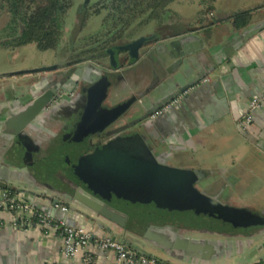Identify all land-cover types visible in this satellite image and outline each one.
I'll use <instances>...</instances> for the list:
<instances>
[{"label":"crops","instance_id":"crops-1","mask_svg":"<svg viewBox=\"0 0 264 264\" xmlns=\"http://www.w3.org/2000/svg\"><path fill=\"white\" fill-rule=\"evenodd\" d=\"M215 12L228 14L220 9H215ZM260 22H263L262 27L242 36L244 30ZM250 26L240 32L234 31L229 23L207 28L223 30L224 36L221 40L213 33L207 37L198 33L203 29L166 40L167 44L173 40L178 43L179 48L172 47L170 52L184 50L183 43L179 42L180 38L189 37L184 42L186 47L192 46L194 40L201 41L200 50L190 54L189 63L180 69L186 71L184 83L196 80L199 74L204 76L195 87L188 89L187 96L182 97L179 104L172 102L167 105L162 118L152 130L166 137L172 148L170 158L173 162L208 173L212 195L219 194L224 203L250 209L264 218V103L258 109H249L253 96L264 95V9L254 15ZM184 54L182 58L185 57ZM175 60L167 59L165 65H152L142 75L133 76L115 88L113 96L119 101L141 91L150 80L157 79V83H161L171 79L179 71L177 66L171 67ZM35 68L37 67L25 69L9 66L0 69V108L11 105L15 112L31 100L32 97L27 95L29 90L33 96L42 94L43 87L53 81L52 75L11 76L16 72ZM43 77L46 80L39 85L38 81ZM203 79L207 81L203 83ZM63 88L66 92L69 91L66 84ZM164 93L167 94V90ZM248 114L251 122L242 131L238 124ZM45 120L38 117L34 123L38 129L31 130L34 131L31 133L32 138L39 145L52 137L55 130V126L45 123ZM9 147L11 160L6 157L5 151L0 152V176L4 177L3 168H8L20 180H3L10 188L0 187V192L19 193L36 212L50 215L51 198L61 197L53 193L49 185H42L38 179H33L32 168L24 161V148L15 142H11ZM2 162L5 165L2 166ZM26 168L30 177L24 172ZM70 206L75 210L62 207H57V210L64 212L75 227L93 236H111L109 230L103 228L105 224L115 234L123 236L127 247L142 256L135 251L137 247L127 239L130 238L127 233L106 224L97 215L78 205ZM52 218L57 223L65 224L62 218ZM182 234L222 245L213 247L211 253L204 258H190L181 253L169 256L166 250L156 245L150 246L142 240L140 241L147 249L156 251L158 256L151 255L145 249L141 251L148 254L147 257L156 258L166 264H264V251L256 250L264 242V237H233L229 234L217 235L199 231H184ZM114 262L113 253L94 254V264ZM0 264H83V253L73 258L63 257L56 231H46L36 225H29L21 217L17 216L16 219L9 211H3L0 213Z\"/></svg>","mask_w":264,"mask_h":264},{"label":"water","instance_id":"water-1","mask_svg":"<svg viewBox=\"0 0 264 264\" xmlns=\"http://www.w3.org/2000/svg\"><path fill=\"white\" fill-rule=\"evenodd\" d=\"M262 25L263 22L250 26L243 31L242 36L258 30ZM155 38V35L137 38L125 49L134 48L138 54V50L145 42ZM188 39L189 37L187 36L179 39V42L183 43L185 57L177 62L179 71L176 76L155 87L149 95H141L137 102V113L144 114L130 124L135 129L136 136L131 139H113L96 147L89 154H86V151H88L86 149L81 157L75 161V164L79 166L81 171L90 175L93 180L106 183L111 189L108 190L112 197L120 200L128 199L132 202L136 200V203H141L145 207L142 214L150 223L154 224L147 229L143 235V240H147L166 250L169 256H172L173 253H181L190 258H204L211 253L213 247L222 244L208 239L200 240L185 236L182 232L199 231L207 234H229L233 237L245 235L255 238L264 237V218L253 213L250 209L238 208L224 203L220 199L219 194L208 196L198 191L195 188V183L207 178V172L166 166L158 161L152 152L147 150L144 143V135L147 131L149 118L172 102L176 101V104H179L181 98L187 96L186 92L188 89L195 87L204 76L199 74L196 80L184 83L186 71L180 68L184 64L189 63L190 54L199 51L202 46L201 41L194 40V44L192 46L188 45L187 47L189 48H187L184 42L188 41ZM160 64L163 66L166 61ZM56 68L57 65L35 68L16 72L11 74V76L45 75L56 70ZM190 69L192 68L190 67ZM97 71H99L97 67L89 65L84 68L80 75L82 81H86L91 85L89 98L96 95V97H100L102 102L106 97L107 89L113 85V81H118L120 74L108 72L101 75L96 73ZM86 76H88V79ZM45 80L46 78L43 77L38 81L39 85ZM66 80L62 79L57 83L58 90L65 85ZM165 90H167V94L164 93ZM54 94H56V91L52 88L51 82L43 87L42 94L39 96H33L29 90L27 95L32 98L22 105L21 109L14 112L11 105L0 108V152L1 150L5 151L8 159H12L9 147L11 142L17 143L24 149H27L25 142L32 146H39L38 142L32 138L31 133L34 131L31 130H34L33 128L38 129L34 123L38 117L46 115L48 108L54 101ZM133 100L134 98H131L105 110V114L110 116V118L108 117L109 120L104 125V128L122 116L130 108ZM143 102L150 103L152 108L146 111ZM158 122L159 120H156L152 124L155 126ZM127 128L128 126L117 129L107 136L115 135ZM102 129L91 131L87 129V126L84 125V119H82L73 133V140H79L78 142L82 146H87L88 138L101 132ZM61 158L63 159L62 155ZM1 165H5L4 162ZM3 169L5 176H0V187L9 189L10 186L4 183L3 180L8 182L20 180V178L16 177L8 168ZM24 172L30 177L27 168ZM63 199L58 197L51 198L49 212L52 217L62 218L69 227H75V224L68 220L64 212L57 210V207L75 210L70 205H78L97 215L110 226L121 230L126 228V214L115 211L98 198L87 194L81 188L72 196ZM152 209L157 211V214L149 220L147 217L151 215ZM103 228L109 230L111 237L117 242L127 245L123 236L115 234L105 224H103ZM256 250L263 252L264 242ZM135 251L142 256H148V254L139 249Z\"/></svg>","mask_w":264,"mask_h":264},{"label":"flooded vegetation","instance_id":"flooded-vegetation-1","mask_svg":"<svg viewBox=\"0 0 264 264\" xmlns=\"http://www.w3.org/2000/svg\"><path fill=\"white\" fill-rule=\"evenodd\" d=\"M167 39L150 40L145 42V45H143L138 50V59L134 63L130 64V58L127 56L125 62L119 69L112 70L107 67V65L102 66L93 64L99 69V71L96 73L101 75H104L108 72H116L120 74L118 81H113V85L107 89L106 97L102 102L100 101V97H96V95L95 97L92 96L90 98L88 96L90 94L91 85L86 81H82L80 75L84 71L85 66H82V70H80V72L75 68L77 64L76 60L68 62L67 66L60 63L58 65L54 64L57 65V68L56 70L52 71L51 74L53 76L52 88L56 91V94H54V101L48 108L46 115L41 116L42 121L46 119L44 121L45 123L48 122L51 123L52 126H55L54 134L38 147L34 145L32 146L25 142L27 149H24L23 153L24 161L29 167L32 168L33 179H37L38 173H40L39 171L44 170L48 165L52 166L53 169L57 171L56 177L59 180L55 185L49 184V187H51L53 193L59 195L61 198L66 199L78 191L79 188H81L87 194L98 198L115 211L126 214V228L125 230H122V232L127 234L131 233L134 238L139 241H146V243L150 246L152 243L147 240H143V235L154 223L141 222L140 215L144 211L145 207L141 203H136V200L132 202L128 199L120 200L112 197L109 192L111 189L106 183L93 180L90 175L84 171H81L79 166L75 164V161L81 157L84 150L86 149H88L86 154H89L92 153L96 147L103 145L113 139H131L132 137L136 136V131L130 126V124L135 122L144 114L137 113V102L141 98V95H149L155 87L159 86L163 82L157 83V79L150 80L148 83H146L145 87L141 91L133 93L127 98L121 99L119 101L116 100V97H114L112 93L119 85L124 84V82H127L133 76L142 75V73H145L148 68L152 67V65H158L167 59L174 58L176 60L172 68L176 67L177 62L183 57L185 50L178 49V52L173 50L170 52L172 47H179L177 41L175 40L167 44ZM143 49H145V51ZM150 54H153L155 58L150 57ZM87 77L88 76H86V78ZM62 79H67L65 84L69 87L68 92H66L63 87L58 90L56 86L57 83H59ZM109 98H112L113 101H110ZM131 98H134V100L131 101L130 108L114 123L109 124L104 128V125L109 120L108 117L110 118V116L105 114V110L130 100ZM143 103L145 104L146 102ZM144 106L146 111H149L152 108L150 103H147ZM163 114L164 113L158 117H151L147 121V131L144 135V143L147 147V150L152 152L157 160L166 166L180 169H190L171 160L170 149L172 148L168 145L166 137L164 135L157 134L154 132V130H152L156 126H154L152 123L161 119ZM82 119H84V125H86L87 129L91 131H96L103 128L101 132L96 133L95 135L88 138L87 146H82V144L78 142L79 140H73V133L79 126V123ZM125 126H128V128L122 132L112 136H107L111 134V132H114L115 130ZM56 155H59V157L60 155L63 156V159L60 157L61 162L58 163L56 159H54ZM203 182H205V186L211 185L209 178L199 180L195 183V188L198 191L201 190L199 186ZM210 194L212 195V193ZM156 212L157 211L152 209L150 212V216H152L151 219L154 218L153 216L156 214Z\"/></svg>","mask_w":264,"mask_h":264},{"label":"trees","instance_id":"trees-1","mask_svg":"<svg viewBox=\"0 0 264 264\" xmlns=\"http://www.w3.org/2000/svg\"><path fill=\"white\" fill-rule=\"evenodd\" d=\"M174 1L176 0H97L88 6L89 0H86L79 6L77 20L70 34L67 49L70 59L107 65L116 70L123 65L127 56L130 64L138 59L134 48L125 49L137 39L132 38L136 30L153 24V34L156 36L154 40L174 38L222 23H229L234 31L240 32L252 24L254 15L259 10L264 9L262 4L250 10L218 13L220 15L205 20V24L199 23L201 25L196 28L181 21H173L176 17H163L166 14L173 15L168 8ZM73 5L74 0H0V14L6 17L4 26L0 28V51L31 44L42 53L64 50L61 46L65 18ZM91 9L92 15L98 16L102 11L105 12L100 28L88 37L78 38L86 26ZM206 14H215L214 7H209ZM151 217L147 218L151 220ZM140 220L150 223L143 214L140 215Z\"/></svg>","mask_w":264,"mask_h":264},{"label":"rangeland","instance_id":"rangeland-1","mask_svg":"<svg viewBox=\"0 0 264 264\" xmlns=\"http://www.w3.org/2000/svg\"><path fill=\"white\" fill-rule=\"evenodd\" d=\"M97 0H89L88 6L93 5ZM83 2H86V0H74V5L72 9L68 12L65 18V27H64V36L62 41V49L59 52L54 51H47V52H39L36 50L35 46L33 44L27 45L24 47L17 48L15 50H9V51H0V69L4 68L6 69L9 66H14L15 68H27V67H49L54 64H65V66L68 65V62L73 61L70 59L68 52V45H69V38L70 34L73 31L75 22L77 20V13L80 4ZM264 4V0H176L173 3L169 5V10L173 13V15H163V17H176L173 18V21H181L184 23H187L191 26H194L198 28L201 24H205V20H211V18L215 16H218L217 12L215 14H206V10L209 7H214L215 9H220L222 12L225 13H234L238 11H244L253 9L257 6H260ZM93 9L90 10V16L87 20L86 26L84 27L83 31L78 35V38H85L88 37L94 33H96L101 24V20L105 15V12L102 11L100 15H92ZM6 22V17L0 14V28L4 26ZM201 23V24H199ZM155 30V27L153 24L143 28L142 30H136L135 34L132 38L136 39L140 36H152L153 32ZM198 33L209 36V34L213 33L214 36L218 40L223 39L224 31H220V29H203L198 31ZM151 48V47H150ZM146 49V48H145ZM145 49H143L145 51ZM66 50V51H65ZM125 56V55H124ZM150 57H154L153 54L149 55ZM155 58V57H154ZM145 59V57H144ZM126 60V59H125ZM106 63V62H105ZM104 63V64H105ZM107 64V63H106ZM93 65L91 62H77L76 64V70L80 71L82 70V66H89ZM95 66V65H94ZM96 67V66H95ZM81 72V71H80ZM51 72L46 73L45 75L50 76ZM41 76H44L43 74H40ZM39 75V76H40ZM110 101H113L112 98H109ZM61 157V155H60ZM59 155H56L54 159L59 163L61 162V158ZM55 164V163H54ZM56 165V164H55ZM37 179L39 183L43 185H49V184H57L58 179L56 177L57 171L53 169L52 166L48 165L44 170L39 171ZM60 173V171L58 170ZM60 178V177H59ZM205 182L200 184V191L203 194L211 195V185L205 186ZM133 230V229H132ZM131 230V231H132ZM127 236L130 238H127L134 246L137 247L139 250H147L148 252L150 250L147 249L146 245H144L141 241L137 240L136 238H133L131 233H128ZM151 255L158 256V253L156 251H150Z\"/></svg>","mask_w":264,"mask_h":264},{"label":"built area","instance_id":"built-area-1","mask_svg":"<svg viewBox=\"0 0 264 264\" xmlns=\"http://www.w3.org/2000/svg\"><path fill=\"white\" fill-rule=\"evenodd\" d=\"M206 81V79L202 80L203 83ZM263 103L264 95L253 96L249 109L251 111L258 109ZM166 109V107L160 109L152 117H158ZM250 122L251 116L248 114L243 117L238 126L245 131ZM3 211H9L16 219L17 216L21 217L22 221L29 225H36L46 231H56L60 239L62 256L73 258L82 252L83 264H94L95 252L113 253L114 264H166L153 257L137 255L136 252L117 242L111 236H93L83 229L69 227L62 222L57 223L48 213L36 212L19 193L0 192V213Z\"/></svg>","mask_w":264,"mask_h":264}]
</instances>
